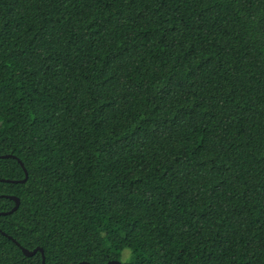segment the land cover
<instances>
[{
  "label": "trees",
  "instance_id": "trees-1",
  "mask_svg": "<svg viewBox=\"0 0 264 264\" xmlns=\"http://www.w3.org/2000/svg\"><path fill=\"white\" fill-rule=\"evenodd\" d=\"M2 155L0 264H264V0H0Z\"/></svg>",
  "mask_w": 264,
  "mask_h": 264
},
{
  "label": "water",
  "instance_id": "water-1",
  "mask_svg": "<svg viewBox=\"0 0 264 264\" xmlns=\"http://www.w3.org/2000/svg\"><path fill=\"white\" fill-rule=\"evenodd\" d=\"M0 158H13V159H16L17 162L20 164V166L22 167L23 171H24V178L22 180H19V181H16V180H9V179H0V182H6V183H15V182H24L27 178V172L22 164V162L17 159L15 156L13 155H2L0 156ZM2 197H6V198H9L10 200H13L14 202V206L13 208L8 211V212H0V215H4V214H8V213H12L13 211H15L19 205V199L18 197L16 196H11V195H3ZM2 235H5V233L2 232ZM7 238L9 240H11L12 242H14L21 250V252L23 253L24 256H27V257H31L33 256L34 254H36L37 252H40L41 253V264H44V254H43V249L40 248V247H37L33 250H27L26 248H23L19 243H17L14 239H12L10 236H7ZM78 264H88L86 261H82ZM107 264H121L119 261L117 260H112V261H109Z\"/></svg>",
  "mask_w": 264,
  "mask_h": 264
}]
</instances>
